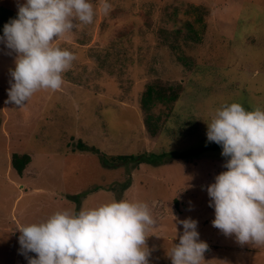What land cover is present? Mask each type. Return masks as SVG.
I'll use <instances>...</instances> for the list:
<instances>
[{
  "label": "rangeland",
  "instance_id": "obj_1",
  "mask_svg": "<svg viewBox=\"0 0 264 264\" xmlns=\"http://www.w3.org/2000/svg\"><path fill=\"white\" fill-rule=\"evenodd\" d=\"M92 3L93 22L77 21L56 41L76 56L62 87L22 107L6 103L15 53L0 44V264H28L20 225L114 198L146 202L156 218L146 231L150 264H171L183 230L174 217L198 221L208 244L201 264H264V245H241L212 225L206 191L227 159L206 122L233 101L264 108V0H109L107 14ZM0 6L17 11V0ZM148 86L177 98L146 107ZM201 149L189 161L173 157ZM13 153L31 157L21 175Z\"/></svg>",
  "mask_w": 264,
  "mask_h": 264
},
{
  "label": "clouds",
  "instance_id": "obj_2",
  "mask_svg": "<svg viewBox=\"0 0 264 264\" xmlns=\"http://www.w3.org/2000/svg\"><path fill=\"white\" fill-rule=\"evenodd\" d=\"M110 9L109 0H100V12ZM96 11L92 0H17L16 16L0 35V44L15 53L6 103L22 107L37 91L62 87L76 56L56 41L77 21L91 24ZM206 123L207 140L227 158L225 170L206 188L211 223L241 245H264V108L225 103ZM174 219L183 230L178 235L175 226L179 242L167 253L171 264H201L208 244L200 239L198 221ZM155 224L146 202L114 198L22 224L18 242L28 264H150L146 231Z\"/></svg>",
  "mask_w": 264,
  "mask_h": 264
},
{
  "label": "trees",
  "instance_id": "obj_3",
  "mask_svg": "<svg viewBox=\"0 0 264 264\" xmlns=\"http://www.w3.org/2000/svg\"><path fill=\"white\" fill-rule=\"evenodd\" d=\"M17 11H13L11 9L5 8L0 6V35L3 34V26L6 22L9 21L10 18H14L16 16ZM166 91L162 89H157L154 88L153 86H148L144 93V104L149 106V103L152 102L154 99L158 98V100L167 98L168 101H174L176 100L177 96L176 94H172L169 96L165 95ZM78 145L82 149H86L87 146L83 144L82 142H79ZM220 146V145H219ZM212 146H206L204 149H211ZM204 149L201 150H194L186 153H174L173 157L174 158H180L184 160H191L193 158H197L201 155ZM143 156V155H141ZM105 161H110L112 163L116 162H126L128 160H135V157L133 155H111V156H106L103 155ZM146 159L141 157L139 159V162H143ZM31 157L30 155L23 153V154H18V153H13L11 155V166L12 168L19 174L21 175L25 169V167L30 163Z\"/></svg>",
  "mask_w": 264,
  "mask_h": 264
}]
</instances>
